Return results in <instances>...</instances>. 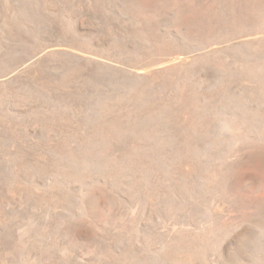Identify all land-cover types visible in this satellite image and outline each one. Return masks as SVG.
I'll list each match as a JSON object with an SVG mask.
<instances>
[{
	"label": "rangeland",
	"instance_id": "rangeland-1",
	"mask_svg": "<svg viewBox=\"0 0 264 264\" xmlns=\"http://www.w3.org/2000/svg\"><path fill=\"white\" fill-rule=\"evenodd\" d=\"M0 264H264V0H0Z\"/></svg>",
	"mask_w": 264,
	"mask_h": 264
},
{
	"label": "bare ground",
	"instance_id": "bare-ground-1",
	"mask_svg": "<svg viewBox=\"0 0 264 264\" xmlns=\"http://www.w3.org/2000/svg\"><path fill=\"white\" fill-rule=\"evenodd\" d=\"M161 42V41H160ZM164 46V45H163ZM158 47V46H157ZM148 49V48H147ZM150 49V48H149ZM144 59V58H143ZM206 62V61H205ZM147 63V62H146ZM36 86V85H35ZM170 88V87H169ZM30 96V95H29ZM228 99V98H227ZM150 100V99H149ZM229 102V101H228ZM54 106V105H53ZM229 106V105H228ZM209 108V107H208ZM133 114V113H132ZM158 115V114H157ZM227 126V125H226ZM239 135V133H238ZM200 143V142H199ZM195 150V149H194ZM198 153V152H197ZM193 155V154H192Z\"/></svg>",
	"mask_w": 264,
	"mask_h": 264
}]
</instances>
